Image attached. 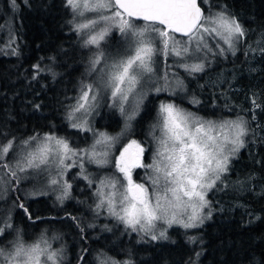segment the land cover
<instances>
[{"label": "trees", "instance_id": "obj_1", "mask_svg": "<svg viewBox=\"0 0 264 264\" xmlns=\"http://www.w3.org/2000/svg\"><path fill=\"white\" fill-rule=\"evenodd\" d=\"M211 2L209 7L201 0L206 14L209 9L224 10L245 30L235 54L213 58L216 60L208 63L203 72L179 69L184 79L180 90L184 92L152 94L131 132L148 144L146 132L150 121L159 118L158 102L171 99L205 117L241 118L246 122L248 134L244 147L208 194L212 218L188 232V236L176 237L186 239L183 247L181 243L151 238L138 243L136 236L128 238L121 234V227L113 229V233L104 230L105 236L99 238L95 235L97 230L89 227L91 219L85 217V258H92L93 262L95 254L91 250L97 255L131 259L136 264H264V0ZM11 24L15 39L6 46L5 27H12ZM74 24V14L66 7L65 0H15V6L12 0H0V48L5 53L0 54V97L5 105L0 115V143L12 138L19 141L36 133L71 132L67 130L68 109L75 103L82 84L94 76L90 60L95 53L94 46L84 47V36L74 30ZM165 64L168 67L174 63ZM36 65L54 66L58 78L52 81L51 72L57 74V71L43 73ZM14 103L18 106H13ZM113 109L117 124L106 122L98 127L115 134L123 125L124 115L117 105ZM24 111L34 113L29 121ZM24 126L29 128L23 130ZM18 186L16 183L12 194L18 203L25 205L31 219L19 208L16 223L35 221L43 225L51 221L53 213L36 208L43 198L27 200L20 195ZM108 218L95 222H108ZM78 220L72 225L74 229L82 228L81 216ZM191 234L196 237L195 243L189 239ZM68 264H85V261L79 262L78 258L69 260Z\"/></svg>", "mask_w": 264, "mask_h": 264}, {"label": "snow or ice", "instance_id": "obj_2", "mask_svg": "<svg viewBox=\"0 0 264 264\" xmlns=\"http://www.w3.org/2000/svg\"><path fill=\"white\" fill-rule=\"evenodd\" d=\"M12 4L15 6V0H12ZM65 5L74 17L84 16L85 12L97 13L94 18L74 24L76 32L84 33V47L94 46L97 50L90 60V70H99L97 81L82 84L75 103L68 109L70 126L82 131H92L88 117L96 110L101 91L109 96L121 113L125 112L129 98L133 97L135 104L130 106L127 118L134 119L144 98L142 91L137 92V89L152 83L158 56L167 58L171 54L183 59L198 53L216 55V49L220 55H224V47L217 44L213 49L207 39L222 41L235 54V45L245 36L244 28L235 17L226 11L211 13L210 9L206 14L201 0H65ZM105 12L110 14L105 15ZM135 21L145 24L139 26ZM113 28L121 35L124 47L115 56H106L101 43L106 41ZM176 34L188 39L181 44ZM181 66L192 72L204 70L203 63L191 66L184 63ZM35 67L39 69L40 66ZM162 79L167 81V75ZM162 87L152 84V90L156 93ZM36 107L39 108V105ZM159 116L157 126L161 129L162 137L158 138L159 147L152 163L144 162V146L137 140H131L123 147L114 164L120 177L100 180V187L95 193L99 197L97 211L106 207L108 214L124 224L126 229L149 235L154 241L167 238L164 229L156 234L158 222L169 227L179 224L185 229L196 228L203 224L205 208L209 209L207 216L210 218L211 202L207 199V193L228 171L231 157L244 147L243 137L248 132L240 118L220 122L204 119L171 102L160 103ZM98 136L99 139L95 141L97 145L110 144L115 140L103 132ZM9 153H12L13 162L5 159ZM102 155L107 157L108 153ZM82 156H89L100 165L107 163L106 159H96L95 145L90 152L88 149L78 150L72 148L63 137L52 133L41 137L36 133L20 145L16 144L15 138L0 143V170H7L6 175L18 183L19 173L29 169L50 172L54 164L58 169L57 175L49 183L59 186L57 199L62 202L72 187L67 181H62L64 169L75 164V161L73 164L66 161ZM137 168L151 170L152 174L146 175V182L133 180V169ZM84 178L88 179L87 176ZM105 188L109 191L105 192ZM38 194L45 193L41 191ZM16 206L31 219L23 203ZM184 213H188L187 219L183 218ZM70 218L76 220V217ZM3 223L5 227H11L7 220ZM80 231L83 233V228ZM4 232L5 228H0V236ZM189 239L196 242V237ZM41 243L45 247H41ZM41 243L25 247L18 236L7 255L4 249H0V264H42V257L43 264H61L62 253L50 250L47 240L42 239ZM100 256L103 257L100 264H131L130 261H117L103 253Z\"/></svg>", "mask_w": 264, "mask_h": 264}, {"label": "rangeland", "instance_id": "obj_3", "mask_svg": "<svg viewBox=\"0 0 264 264\" xmlns=\"http://www.w3.org/2000/svg\"><path fill=\"white\" fill-rule=\"evenodd\" d=\"M202 3L211 6L212 2L211 0H202ZM224 11V10H221ZM219 11H212L211 13H216ZM105 15H108L110 13L105 12ZM208 14V13H207ZM97 15V13L93 12H85L84 16H75V23L84 22L86 18H94ZM135 23L139 26H144L145 22L143 21H135ZM11 26L5 27L6 33H8L6 39L8 43L6 46H9L12 44V41L15 39V28L14 25L11 24ZM99 27V26H98ZM84 36V33H79ZM177 39L181 42V44L184 43L188 38L186 37L185 40L181 39L176 34ZM240 42V41H239ZM239 42L235 45V50L238 49ZM207 43L213 48L216 49L217 44L224 47L225 52L224 55H220L217 50L216 55L211 54H196V56L193 57H175L171 54L167 56V58L163 56H158L156 58L155 62V73L153 74V81L149 85L145 86L143 89H137V92L143 93V100L140 103L137 114L135 115L134 119L128 120L127 115L130 112V106L135 104V100L133 97L129 98V104L125 105V112L122 113L124 115V122L121 128H119L118 132L113 134L105 129H101L98 127L101 123H108L109 125L115 126L117 122L115 121V116L117 113L113 109V106L116 107L110 100V98L107 96V94L103 91H101L98 99V106L96 110L88 117L89 126L92 128V131H82L80 129L72 128L70 126L71 121L68 120V129L71 130L69 134H61L58 132H43L39 133L41 137L46 133H52L55 134L57 137H63L65 138L72 148L75 149H88L89 152L92 151L93 145H95V151L97 152L96 159H106L107 163L100 165L94 162L93 159H90L89 156H82V157H74L73 160H68L66 163L73 164V161H75L74 166H71L67 169H64L65 175L62 177V181H67L72 185L71 189L69 190L68 196L61 202L57 199V196L60 194L59 186H53L49 183L51 178L56 177L58 169L53 164L51 171L47 172L42 169H29L27 172L19 173L20 176L19 179V193L23 197H26L27 200L30 199H42L44 201H40L36 208H38V211L41 212V209L45 210L49 213H60L63 210L67 209L68 205H71V208H79L82 207L84 204V201L80 200L84 195V190L82 186V174L85 173V176L88 177V179H85V217L90 218L92 221V227L96 230L97 227H100V230H97L95 232V235L97 237H104L105 232L104 230H107L109 233H113V229H118L121 227L122 233L126 237L131 238L135 237V241L140 243L141 240H144V237L151 238L149 235H145L140 232H134L131 229H126L125 225L119 222L115 217L110 216L107 212L106 207L104 209H101L100 211L96 210V204L99 202V197L95 194L97 189L100 187V180L102 179H108V178H118L120 177V173L116 170L114 167L116 158L119 156L120 152L123 150V147L126 146L131 140H137L140 142L144 148V162L145 163H152L153 159L155 158L156 151L159 147L158 145V138L162 137V132L160 127H158V123L160 121V116L158 119L151 120L150 121V127L147 130V138L145 141L148 142V144L144 143V140L136 138L131 132L133 128L136 127L135 120L147 107V104L150 100V98L155 94L156 92L152 90V84H155V86H164L162 87V90L157 93L161 94L163 92H168L172 94H176V92H184V90H180V86L182 85L183 76L179 73V69H185V67L181 66L182 64L186 63L189 66L195 63H203L204 64V70L206 69V65L208 63H212L213 58L217 57H224L226 58L229 54L233 53L232 51H229L227 49V45L223 44L222 41H219L218 39H207ZM124 47V41L121 37V35L118 33L116 29H112L111 34L106 38L105 42L101 43V49L105 52L106 56H115L118 52H122ZM8 53L7 50H4ZM94 51L96 52V48L94 47ZM0 54H5L2 52V49L0 48ZM172 62L173 65H167L165 64ZM167 67V69H166ZM40 71L43 73L51 72V71H57L56 68L52 65L46 66L45 68L40 66ZM203 70V71H204ZM98 71L93 72L94 76L91 77L87 81V83H95L98 78ZM190 71V70H189ZM200 71V72H203ZM92 73V71H91ZM58 71L57 74L52 73V81H55L58 78ZM167 75V81L162 79L164 75ZM179 82V83H178ZM86 83V84H87ZM55 86V85H53ZM184 86V85H183ZM192 101H194L193 98H191ZM161 102H171L174 103L173 100H161L158 102L157 112L159 115V105ZM177 103V102H176ZM175 104V103H174ZM178 107L194 113L195 115L202 117L204 119H210L217 122L223 121V120H237V118H226V119H217L212 117H205L199 113H195L194 111L186 108L184 105L177 103ZM13 106H18L17 103H14ZM5 109L4 101L2 97H0V115L2 114V111ZM26 118L29 121V118H32L34 114L33 112H27ZM32 115V116H31ZM79 115V114H77ZM241 119V118H240ZM243 120V119H242ZM244 121V120H243ZM245 122V121H244ZM64 123V122H63ZM40 125V124H39ZM8 126V125H6ZM245 126L247 128L246 122ZM25 127V126H24ZM39 127V126H38ZM29 128L28 126L25 127L26 130ZM248 129V128H247ZM107 133L109 136H112L115 138L113 142L110 144H95V141L99 139L98 133ZM248 134V132H247ZM33 135H29L19 141H16L17 145H20V143L23 140L28 139ZM246 136L243 137L244 139V145L246 143ZM35 143V142H34ZM243 148V147H242ZM240 148L239 151L242 149ZM238 151V152H239ZM104 152H107V157H104L102 154ZM237 152V153H238ZM234 156H236V154ZM234 156L231 157L229 166L234 158ZM8 162H13V156L12 153L8 154V157L5 158ZM83 165L81 168L80 165ZM109 168H113L112 170H108ZM7 170H0V228H5V232L3 236H0V249H4L5 254L12 251L13 245L16 242L18 236L19 239L22 241L25 247H29L35 243H41V240H47L48 245H50V250H56L60 253H62V261L61 264H68L69 260H77L80 256V252L82 251L81 248L83 246V239L82 236H80L79 232H76L77 230L74 229L71 222H74L71 219V222L66 219H59L58 221H48L41 225L40 223H37L35 221H32L27 224H17L16 223V215L19 207H17L18 201L14 198L12 192L15 186V182H13L12 178L6 175ZM228 172V171H227ZM226 172V173H227ZM224 173L222 177L226 174ZM152 172L150 169H133V180L136 182H146V175H151ZM221 177V178H222ZM89 181H92L90 184ZM218 182V181H217ZM216 182V183H217ZM90 185V186H89ZM55 189V190H53ZM43 191L44 195H39L38 193ZM105 192H108L109 189L105 188ZM149 191L151 192L152 189L150 188ZM211 190L207 193V199L208 194ZM32 193H37L36 195H32ZM94 199V202L92 200ZM210 201V200H209ZM39 205V206H38ZM88 208V209H87ZM211 204H210V210H211ZM177 212H180L179 209L176 210ZM190 209L188 210V213H190ZM77 212V211H76ZM209 212L208 208L204 209V215L205 219L203 221V224L207 223L212 218V210H211V216L210 218L207 216V213ZM183 214V218L187 219V214ZM76 218L79 216L77 214H74ZM108 216L109 221L108 222H101V224H98L95 222L103 221L105 217ZM10 217V220H9ZM98 217V218H97ZM8 221L11 225V227H5V224L3 221ZM107 220V219H105ZM104 220V221H105ZM202 224V225H203ZM201 226V225H200ZM44 227L43 230L40 231V228ZM197 228V227H196ZM196 228H190L185 229L179 224H173L171 227L164 224L163 222L157 223L156 228V234L161 229L166 230V239H161L162 241H169V243H181V245L184 247L187 244L186 239H179L184 235L188 236L187 233L190 231H193ZM177 229H182L181 232L176 233L175 231ZM76 230V231H75ZM179 237V238H176ZM191 237H194V235L191 234ZM148 240V239H147ZM151 243V242H150ZM153 244V243H152ZM41 247H45L43 243H41ZM88 253V252H87ZM90 253L95 254V261L93 262L92 258H85V264H100V259L103 257L99 254L97 255L94 251L91 250ZM107 257H111L117 261H130L131 264H136L135 262H132L131 259H117L114 256H110L105 254ZM42 264H43V257H42ZM48 264H51V262H48Z\"/></svg>", "mask_w": 264, "mask_h": 264}, {"label": "flooded vegetation", "instance_id": "obj_4", "mask_svg": "<svg viewBox=\"0 0 264 264\" xmlns=\"http://www.w3.org/2000/svg\"><path fill=\"white\" fill-rule=\"evenodd\" d=\"M172 100V99H171ZM85 173L82 174L81 176V180L82 182V186H83V190H84V195L83 197L80 199L82 201H84V204L82 205V207L79 208H71V205H68L67 209L63 210L60 213H53L51 216V221H58L59 219H66L68 221L71 222V218L70 217H74V214H77L79 217L81 216V221H82V228H83V233H81L80 231V227L76 228V230L81 234L82 239H83V252L81 254V256L79 257V262L81 261H85ZM95 203V202H94ZM97 204V203H95ZM77 211V212H76ZM101 211V210H99ZM68 215V216H67ZM67 216V217H66ZM79 217L76 218V220L74 222H71L72 225L76 224L77 222H79ZM93 228V227H92ZM101 228L97 227L96 230H100ZM144 237V240L147 241L146 237ZM82 257V259H81Z\"/></svg>", "mask_w": 264, "mask_h": 264}, {"label": "water", "instance_id": "obj_5", "mask_svg": "<svg viewBox=\"0 0 264 264\" xmlns=\"http://www.w3.org/2000/svg\"><path fill=\"white\" fill-rule=\"evenodd\" d=\"M201 7H202V5H201ZM179 35H181V34H179ZM182 36V35H181ZM184 37V36H183Z\"/></svg>", "mask_w": 264, "mask_h": 264}]
</instances>
